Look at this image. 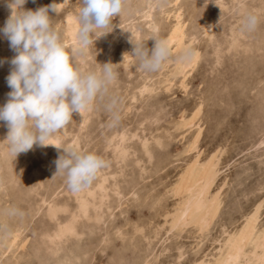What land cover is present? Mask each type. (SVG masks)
Masks as SVG:
<instances>
[{
    "label": "rangeland",
    "instance_id": "1",
    "mask_svg": "<svg viewBox=\"0 0 264 264\" xmlns=\"http://www.w3.org/2000/svg\"><path fill=\"white\" fill-rule=\"evenodd\" d=\"M55 2L56 0H26L22 10L36 11L47 7L53 27L62 33H60L61 39L63 43L65 42V47L67 46L66 50L69 52L73 66L79 67V70L84 72H92L98 71L101 65L111 63L116 73V80L109 86L106 93L94 100L87 110L73 113L70 122L53 134L49 141L51 145L42 147L36 143L30 150L14 156L6 149L8 146L5 140L9 131L7 122L0 121L2 124H0V264H193L197 258L214 251L217 246L214 242L221 237L224 227L233 228L234 224L240 222L256 204L264 202V0H238V2L237 0H148V2L147 0H126L123 11L113 17L112 31L105 35L103 30L94 32L92 35L94 44L77 56L71 52L76 41L70 38V31L72 28L77 29L78 26L76 15L79 0H67V3L63 4ZM7 3L8 0H0V29L4 27L11 15ZM53 3L58 4L56 11L51 8ZM248 15L257 17L258 23L254 30H246L242 26L243 19ZM69 18L74 22L70 23ZM147 20L151 21L148 23ZM178 21L183 30H186H184L185 39L169 52L168 58L158 71L139 70L138 61L130 56L134 51V44H145L150 54L154 47V39L165 40L174 26L179 23ZM70 26L71 28H68ZM202 29L203 32L206 31V34L202 33ZM153 30H156V33ZM7 45L10 46V42L0 32V107L8 102V93L12 91L8 86L7 77L13 68L11 60L17 55ZM186 52L198 53L197 64L200 66L196 64L187 72L184 89L181 85L183 77L174 78L171 74ZM125 64L127 65L124 66ZM2 65L4 69L1 68ZM166 80H170L171 86H166ZM143 90L147 91L143 92ZM148 92L153 93L149 95ZM113 101H115L114 104ZM132 102H135V105L131 104ZM110 104L111 107H109ZM199 108L201 113L197 128L195 126L192 129L181 130L183 133L176 129L178 122L189 119ZM150 123H153L151 127ZM198 132L200 135L197 149L188 153V156L183 154L184 149ZM189 133L191 135H188ZM144 142H148V146ZM157 146L160 150L158 153L154 148ZM70 148L96 154L103 160L106 159L104 161L107 163V166L98 172L92 185L79 192L69 190L65 179L54 174L57 170V159L64 154V150ZM163 150L165 151L161 152ZM148 155L149 160L146 158ZM195 155L200 156L201 161L217 155L220 161L218 167L220 179L217 178L212 192L220 193L221 207L207 232L208 235L206 234L200 240L191 227L183 233L175 231L168 233L169 226L165 222L166 215L176 204V199L171 196L169 189L176 183L178 174L195 159ZM136 165H139L140 171ZM103 179L106 183L104 182V190L100 192L98 187L100 183H103ZM144 183L145 185H142ZM89 193L95 197L90 196ZM87 196L88 199H86ZM131 197L134 201L130 200ZM80 199L87 200L90 207L86 216L76 218L79 213ZM102 202L103 204H100ZM106 209L107 212L109 210L108 213ZM52 211L56 215H51ZM152 211L156 215H152ZM153 216L156 220L151 218ZM85 220L86 223H84ZM67 222L75 223L77 233L56 241L55 244L49 241V236H53L60 226ZM93 222L95 224L97 222V227ZM262 222L264 223V210ZM161 225L164 228H161ZM146 229L149 232H146ZM176 235H179V239ZM16 236L18 241L14 242L13 239ZM78 236H81V240ZM203 240L206 241L202 243ZM100 241L102 242L99 243ZM4 242L6 243L3 244ZM9 242L20 243L9 249L7 244ZM117 242L122 243L118 245ZM175 246H179L176 248L177 251H174ZM180 251L184 253V256L178 259ZM3 254L6 256L4 257Z\"/></svg>",
    "mask_w": 264,
    "mask_h": 264
},
{
    "label": "clouds",
    "instance_id": "2",
    "mask_svg": "<svg viewBox=\"0 0 264 264\" xmlns=\"http://www.w3.org/2000/svg\"><path fill=\"white\" fill-rule=\"evenodd\" d=\"M25 2L8 0L11 15L0 29L17 53L7 77L12 91L8 93V102L0 107V121L7 122L9 129L8 150L14 156L30 150L36 143L51 145L53 134L70 122L72 114L87 110L116 79L111 63L92 72L74 67L60 33L52 25L49 9L23 11ZM125 3L126 0H79L72 54H82L94 44V32L103 30V35L111 32L113 17L123 11ZM56 6H51L53 11ZM257 23L255 15H248L242 26L254 30ZM154 41L150 54L145 44H134L130 56L138 61L141 71H158L169 56L168 42ZM106 166L98 155L70 148L57 159L55 175L62 176L71 191L79 192L90 187Z\"/></svg>",
    "mask_w": 264,
    "mask_h": 264
},
{
    "label": "bare ground",
    "instance_id": "3",
    "mask_svg": "<svg viewBox=\"0 0 264 264\" xmlns=\"http://www.w3.org/2000/svg\"><path fill=\"white\" fill-rule=\"evenodd\" d=\"M3 1H5V0H3ZM151 1V0H150ZM204 1V0H203ZM205 1H207V0H205ZM56 2L58 3V4H63V3H67V0H56ZM55 2V3H56ZM147 2H148V0H147ZM157 2V1H156ZM156 2H154L155 4H156ZM172 2V1H171ZM237 2H238V0H237ZM154 3H153V5H154ZM236 3V2H235ZM245 3V2H244ZM8 4V3H7ZM54 4V3H53ZM57 4V5H58ZM152 4V3H151ZM207 4V3H206ZM239 4V3H238ZM248 4V3H247ZM237 5V4H236ZM252 5V4H251ZM264 5V4H263ZM5 6H7V5H5ZM26 6V5H25ZM60 6V5H59ZM66 6V5H65ZM164 6V5H163ZM211 6V5H210ZM209 6V7H210ZM243 6V5H242ZM246 6V5H245ZM253 6V5H252ZM1 7V6H0ZM27 7V6H26ZM143 7V6H142ZM208 7V8H209ZM221 7V6H220ZM247 7V6H246ZM254 7V6H253ZM252 7V8H253ZM7 8V7H6ZM58 8H61V7H58ZM156 8V7H155ZM241 8V7H240ZM251 8V9H252ZM28 9V8H27ZM57 9V8H56ZM182 9V8H181ZM220 9H223V8H220ZM233 9V8H232ZM236 9V8H235ZM244 9V8H243ZM250 9V10H251ZM258 9H260V8H258ZM11 10V9H10ZM231 10V9H230ZM262 10V9H261ZM161 11V10H160ZM238 11V10H237ZM239 11H240V9H239ZM245 11V10H244ZM176 12V11H175ZM252 13H253V11H251ZM259 12V11H258ZM261 12H263V11H261ZM70 13V12H69ZM233 13V12H232ZM230 14V13H229ZM4 15H5V13H4ZM3 15V16H4ZM136 15V14H135ZM146 15H147V13H146ZM149 15V14H148ZM151 15V14H150ZM169 16H171V15H169ZM238 16V15H237ZM65 17H67V16H65ZM64 17V18H65ZM71 17V16H70ZM178 17H179V15H178ZM124 18V17H123ZM214 18V17H213ZM178 19H180V18H178ZM232 19V18H231ZM263 19V18H262ZM75 20V19H74ZM177 20V19H176ZM239 20V19H238ZM139 21V20H138ZM148 21V20H147ZM149 21H151V20H149ZM149 21H148V23H149ZM168 21V20H167ZM167 21H166V23H167ZM234 21V20H233ZM262 21V20H261ZM65 22V21H64ZM67 22V21H66ZM69 22L71 23V22H74V21H72V19H70L69 18ZM130 22H132V21H130ZM141 23H142V21H140ZM179 22V21H178ZM118 23V22H117ZM135 23H137V22H135ZM239 23H241V22H239ZM66 24H68V23H66ZM127 24V23H126ZM151 24V23H150ZM153 24V23H152ZM183 24V23H182ZM235 24V23H234ZM4 25V24H3ZM148 25V24H147ZM5 26V25H4ZM77 26V25H76ZM117 26V25H116ZM133 26V25H132ZM154 26V25H153ZM166 26V25H165ZM174 26V25H173ZM206 26V25H205ZM231 26H233V25H231ZM134 27V26H133ZM202 27V26H201ZM204 27V26H203ZM210 27V26H209ZM241 27V26H240ZM63 28V27H62ZM66 28H67V26H66ZM68 28H71V26L70 27H68ZM77 28H78V26H77ZM129 28V27H128ZM150 28V27H149ZM200 28V27H199ZM235 28V27H234ZM237 28H239V27H237ZM73 29V30H72ZM71 29V31H70V38H72L73 39V41H76V33H77V29L76 28H72ZM148 29V28H147ZM210 29V28H209ZM233 29V28H232ZM236 29V28H235ZM68 30V29H67ZM115 30V29H114ZM152 30V29H151ZM185 30V29H184ZM184 30H183V28H182V26H181V23L179 22L176 26H174V28L171 30V32L169 33V35H168V37L165 39L167 42H168V45H169V50L170 51H172V50H174L176 47H178V45L185 39V33H184ZM225 30V29H224ZM244 30V29H243ZM129 31V30H128ZM154 32L156 31V30H153ZM152 31V32H153ZM169 31H170V29H169ZM168 31V32H169ZM186 31V30H185ZM210 31V30H209ZM209 31H208V33H209ZM215 31V30H214ZM227 31V30H226ZM229 31V30H228ZM63 32V31H62ZM136 32V31H135ZM206 32V31H205ZM205 32H203V29H202V33H205ZM237 32V31H236ZM247 32V31H246ZM264 32V31H263ZM61 33V32H60ZM123 33H124V31H123ZM131 33H133V32H131ZM138 33V32H137ZM156 33V32H155ZM62 34V33H61ZM114 34V33H113ZM206 34V33H205ZM232 34V33H231ZM122 35V34H121ZM132 35V34H131ZM215 35V34H214ZM3 36V35H2ZM66 36V35H65ZM94 36H95V34H94ZM113 36V35H112ZM138 36V35H137ZM204 36V35H203ZM225 36V35H224ZM230 36V35H229ZM233 36V35H232ZM239 36V35H238ZM115 37V36H114ZM122 37V36H121ZM120 37V38H121ZM125 37V36H124ZM133 37V36H132ZM241 37V36H240ZM100 39H101V37H99ZM119 38V37H118ZM119 38V39H120ZM159 38V37H158ZM210 38V37H209ZM123 39H125V38H123ZM234 39V38H233ZM252 39V38H251ZM3 40V39H2ZM66 41H68V40H66ZM149 41H151V40H149ZM191 41H192V39H191ZM195 41V40H194ZM232 41V40H231ZM230 41V42H231ZM70 43H71V41H69ZM128 42V41H127ZM136 42V41H135ZM222 42V41H221ZM236 42H238V40L236 41ZM65 43V42H64ZM99 43H101V42H99ZM124 43V42H123ZM199 43H201V42H199ZM246 43V42H245ZM110 44H112V43H110ZM125 44V43H124ZM155 44V43H154ZM210 44H211V42H210ZM224 44H226V43H224ZM249 44V43H248ZM9 45V44H8ZM7 45V46H8ZM73 45V44H72ZM75 45V44H74ZM102 45V44H101ZM106 45V44H105ZM114 45V44H113ZM126 45V44H125ZM255 45V44H254ZM2 46V45H1ZM4 46V45H3ZM129 46V45H128ZM8 47H10V46H8ZM67 47V46H66ZM193 47V46H192ZM191 47V48H192ZM199 47V46H198ZM1 48V47H0ZM3 48V47H2ZM5 48V47H4ZM108 48V47H107ZM123 48V47H122ZM125 48V47H124ZM123 48V49H124ZM207 48V47H206ZM237 48V47H236ZM250 48V47H249ZM252 48V47H251ZM68 49V48H67ZM131 49V48H130ZM5 50H6V48H5ZM8 50V49H7ZM121 50V49H120ZM133 50V49H132ZM195 50V49H194ZM218 50V49H217ZM225 50V49H224ZM232 50H235V49H233L232 48ZM237 50H238V48H237ZM237 50H235V51H237ZM4 51V50H3ZM86 51V50H85ZM107 51V50H106ZM123 51V50H122ZM229 51V50H228ZM5 52H7V51H5ZM4 52V53H5ZM11 52V51H10ZM72 52V51H71ZM109 52V51H108ZM202 52V51H201ZM8 53V52H7ZM12 53V52H11ZM10 53V54H11ZM121 53H123V52H121ZM128 53V52H127ZM204 53V52H203ZM246 53V52H245ZM253 53V52H252ZM10 54H8V55H10ZM13 54V53H12ZM15 54H17V53H15ZM85 54V53H84ZM124 54V53H123ZM201 54V53H200ZM206 54V53H205ZM2 55H3V53H2ZM86 55V54H85ZM207 55V54H206ZM12 56V55H11ZM77 56V55H76ZM129 56V55H128ZM229 56V55H228ZM6 57V56H5ZM11 58V57H10ZM77 58V57H76ZM102 59H103V57H101ZM108 58V57H107ZM250 58V57H249ZM84 59V58H83ZM89 59V58H88ZM111 59H112V57H111ZM122 60V59H121ZM198 60H199V55H198V53H189V52H186V54L184 55V57L182 58V60L176 65V68L172 71V76H174V78L175 77H179V76H182L183 77V81H182V87L185 89L186 88V86H185V83H184V79L187 77L186 76V74H187V72L188 71H190V69H193L194 68V66L197 64V62H198ZM204 60V59H203ZM208 60V59H207ZM77 61H78V59H77ZM89 61V60H88ZM94 61V60H93ZM128 61H129V59H128ZM206 61V60H205ZM84 62V61H83ZM122 62H123V60H122ZM170 62V61H169ZM168 62V63H169ZM209 62V61H208ZM211 62V61H210ZM73 64V63H72ZM75 64V63H74ZM83 64H85V63H83ZM128 64V63H127ZM127 64H125L124 66H126ZM216 64H218V62H216ZM11 65V64H10ZM79 65V64H78ZM171 65V64H170ZM198 65V64H197ZM215 65V64H214ZM5 66V65H4ZM9 66V65H8ZM102 66V65H101ZM134 66V65H133ZM198 66H200V65H198ZM3 67V65L1 66V68ZM128 67V66H127ZM214 67V66H213ZM5 67H3L2 69H4ZM95 68V67H94ZM165 68V67H164ZM199 68V67H198ZM209 68V67H208ZM215 68V67H214ZM8 69V68H7ZM7 69H6V71H7ZM78 69H79V67H78ZM84 69V68H83ZM196 70H197V68H196ZM86 71V70H85ZM88 71V70H87ZM129 71V70H128ZM139 71V70H138ZM8 72V71H7ZM126 72H127V69H126ZM135 73V72H134ZM191 74H192V72H191ZM197 74V73H196ZM195 74V75H196ZM213 74V73H212ZM170 75V74H169ZM168 75V76H169ZM6 76V75H5ZM4 76V77H5ZM189 76V75H188ZM215 76V75H214ZM130 77V76H129ZM133 77V76H132ZM194 77V76H193ZM211 78H212V76H210ZM163 78V77H162ZM166 78V77H165ZM176 78V79H177ZM6 80V79H5ZM116 80V79H115ZM141 80V79H140ZM146 81H148L147 79H145ZM150 80V79H149ZM157 80V79H156ZM162 82L164 81V80H161ZM143 82V81H142ZM166 82V86H171V82H170V80H166L165 81ZM176 82V81H175ZM186 82V81H185ZM144 83V82H143ZM148 84V83H147ZM158 84H160V83H158ZM172 84H173V82H172ZM161 85V84H160ZM115 87V86H114ZM143 87V86H142ZM145 87H147V86H145ZM156 87V86H155ZM162 87H163V85H162ZM144 88V87H143ZM169 88V87H168ZM115 89H117V88H115ZM174 89H175V87H174ZM217 89V88H216ZM118 90V89H117ZM148 90V89H147ZM147 90H143V92H145V91H147ZM153 90V89H152ZM173 90V89H172ZM177 90V89H176ZM142 91V90H141ZM140 91V92H141ZM179 91V90H178ZM180 92V91H179ZM184 92V91H183ZM182 92V94H184ZM139 93V92H138ZM149 93V92H148ZM153 92H151V93H149V95L150 94H152ZM181 93V92H180ZM215 93V92H214ZM6 94V93H5ZM181 94V95H182ZM212 94V93H211ZM7 95V94H6ZM215 95V94H214ZM146 96H148V95H146ZM143 97H144V95H143ZM221 97V96H220ZM223 97V96H222ZM133 98V97H132ZM149 98V97H148ZM134 101H135V99H133ZM145 100V99H144ZM136 102V101H135ZM135 102H132L131 104H134ZM201 102V101H200ZM2 104V103H1ZM135 105V104H134ZM1 106V105H0ZM142 107V106H141ZM197 107H199V106H197ZM225 107H227V106H225ZM196 108V107H195ZM224 109V108H223ZM213 112V111H212ZM74 113H76V112H74ZM200 113H201V110H200V108L199 109H197L194 113H193V115L189 118V119H184L182 122H178L177 123V126H176V129L177 130H179L180 132H182L181 130H185V129H192L193 127H195L196 125H197V123H198V120H199V116H200ZM214 113V112H213ZM84 114V113H83ZM191 114V113H190ZM86 115V114H85ZM80 116V115H79ZM88 116V115H87ZM188 117V116H187ZM78 118V117H77ZM80 118V117H79ZM139 118H140V116H139ZM147 118V117H146ZM89 119V118H88ZM141 119V118H140ZM206 119V118H205ZM209 119V118H208ZM214 119V118H213ZM80 120V119H79ZM142 120V119H141ZM78 121V120H77ZM84 121V120H83ZM160 123V122H159ZM1 124V123H0ZM144 124V123H143ZM149 124V123H148ZM151 124V123H150ZM153 124V123H152ZM152 124L150 125V127L152 126ZM156 124V123H155ZM158 124V123H157ZM2 125V124H1ZM7 126V125H6ZM158 126H159V124H158ZM200 127H201V125H199ZM155 127H156V125H155ZM86 128V127H85ZM140 128V127H139ZM196 128H197V126H196ZM75 129V128H74ZM87 129V128H86ZM150 129V128H149ZM155 129V128H154ZM220 129V128H219ZM78 130V129H77ZM225 130V129H224ZM6 131V130H5ZM114 131V130H113ZM142 131V130H141ZM178 131V132H179ZM188 131V130H187ZM190 131V130H189ZM206 131V130H205ZM204 131V132H205ZM79 132V131H78ZM110 132V131H109ZM203 132V131H202ZM203 132V133H204ZM5 133V132H4ZM142 133H144V132H142ZM164 133V132H163ZM183 133V132H182ZM78 134V133H77ZM82 134V133H81ZM109 134H111V133H109ZM124 134V133H123ZM138 134V133H137ZM174 134V133H173ZM157 135V134H156ZM170 135V134H169ZM180 135V134H179ZM188 135H191L190 133L188 134ZM199 135H200V132H198L197 133V135L194 137V139H193V141L184 149V151H183V154H187V156H188V153H190V152H192V151H194V150H196L197 149V144H198V139H199ZM230 135V134H229ZM228 135V136H229ZM7 136V135H6ZM80 136V135H79ZM118 136V135H117ZM166 136V135H165ZM177 136V135H176ZM81 137V136H80ZM127 137V136H126ZM169 137V136H168ZM4 138V137H3ZM125 138V137H124ZM138 138V137H137ZM143 138V137H142ZM163 138V137H162ZM172 138V137H171ZM170 138V139H171ZM120 139V138H119ZM121 139L123 140V137H121ZM128 139V138H127ZM132 139V138H131ZM144 139V138H143ZM164 139V138H163ZM163 139H162V141H163ZM173 139H175V138H173ZM183 139V138H182ZM5 140V139H4ZM71 140V139H70ZM122 140H120V142H122ZM142 140V139H141ZM151 140V139H150ZM207 140V139H206ZM230 140V139H229ZM6 141V140H5ZM80 141V140H79ZM111 141V140H110ZM124 141V140H123ZM133 141V140H132ZM147 141V140H146ZM153 141V140H152ZM191 141V140H190ZM223 141V140H222ZM56 142V141H55ZM77 142V141H76ZM112 142V141H111ZM130 142V141H129ZM158 142V141H157ZM167 142V141H166ZM169 142V141H168ZM4 143H6V142H4ZM113 143V142H112ZM138 144H140L139 142H137ZM145 143V142H144ZM148 143V142H147ZM147 143H145V144H147ZM160 143V142H159ZM158 143V144H159ZM187 143V142H186ZM226 143H227V141H226ZM229 143V142H228ZM260 143H261V141H260ZM259 143V144H260ZM51 144V143H50ZM80 144H81V142H80ZM110 144V143H109ZM151 144H154V143H151ZM158 144H156V145H158ZM171 144V143H170ZM202 144H203V142H202ZM206 144V143H205ZM210 144H211V142H210ZM218 144V143H217ZM6 145V144H5ZM125 145V144H124ZM101 146V145H100ZM141 146H142V144H141ZM140 146V147H141ZM147 146H148V144H147ZM263 146V145H262ZM43 147V146H42ZM68 147V146H67ZM70 147H72V146H70ZM79 147V146H78ZM108 147V146H107ZM110 147V146H109ZM153 147V146H152ZM158 147V146H157ZM157 147H154V148H156V151H157V153H158V150H159V147L157 148ZM167 147V146H166ZM213 147V146H212ZM226 147H227V145H226ZM117 148H118V146H117ZM124 148V147H123ZM150 148V147H149ZM6 149H8V148H6ZM76 149V148H75ZM95 149V148H94ZM221 149V148H220ZM224 149V148H223ZM54 150H56V149H54ZM60 150V149H59ZM107 150V149H106ZM127 150V149H126ZM225 150H226V148H225ZM6 151V150H5ZM39 151H41V150H39ZM38 151V152H39ZM50 151V150H49ZM52 151V150H51ZM96 151V150H95ZM160 151V150H159ZM165 150H163V151H161V152H164ZM212 151V150H211ZM8 152V151H7ZM129 152V151H128ZM143 152H146V151H143ZM142 152V153H143ZM196 153V152H195ZM214 153H216V152H214ZM134 154H136L135 152H134ZM194 154V153H193ZM217 154V153H216ZM233 154V153H232ZM133 155V154H132ZM197 155H198V153H197ZM203 155V154H202ZM38 156V155H37ZM111 156V155H110ZM126 156V155H125ZM143 156V158H145L144 156V154L142 155ZM196 156V155H195ZM221 156V155H220ZM223 156V155H222ZM44 157V156H43ZM113 157V156H112ZM120 157V156H119ZM130 157V156H129ZM148 157H149V155L146 157L147 159H148ZM207 157V156H206ZM121 158V157H120ZM132 158V157H131ZM241 158V157H240ZM114 159V158H113ZM135 159V158H134ZM166 159H168V158H166ZM203 159V158H202ZM204 159H205V157H204ZM44 160V159H43ZM104 160H106V159H104ZM146 160V159H145ZM149 160V159H148ZM148 160H147V163H148ZM221 160V159H220ZM223 160V159H222ZM134 161V160H133ZM151 161V160H150ZM236 161V160H235ZM119 162H120V160H119ZM141 162V161H140ZM49 163H51V162H49ZM237 163V162H236ZM48 164V163H47ZM52 164V163H51ZM107 164V163H106ZM41 165V164H40ZM49 165V164H48ZM148 165H150V163L148 164ZM173 165V164H172ZM175 165V164H174ZM219 165H220V161H219V159H218V157H217V155H214V156H212L211 158H208L207 160H205V161H201V159H200V156H196L195 157V159H193L190 163H188L187 164V166H186V168L184 169V170H182L179 174H178V177H177V180H176V183L174 184V185H172L171 187H170V189H169V193L171 194V196L174 198V199H176V204L174 205V208L172 209V211H170L167 215H166V217H165V219H166V224L169 226L168 227V233L169 232H179V233H183L187 228H189V227H191V228H193L194 230H195V233L199 236V240L200 239H203L204 238V236L207 234V232L210 230V228H211V226L213 225V223H214V221H215V219H216V217H217V215H218V212H219V210H220V207H221V196H220V193L219 192H217V193H213L212 192V189H213V186H214V184H215V182H217L216 180H217V178H219L218 176H219V173H220V170L218 169V167H219ZM234 165V164H233ZM238 165V164H237ZM116 166V165H115ZM120 166V165H119ZM137 166V169H138V167H139V165H136ZM144 166V165H143ZM45 167V166H44ZM50 167V166H49ZM48 167V168H49ZM123 167V166H122ZM126 167V166H125ZM149 167V166H148ZM235 167V166H234ZM41 168L42 169H44L42 166H41ZM144 168V167H143ZM163 168V167H162ZM169 168V167H168ZM168 168H166V169H168ZM227 168H228V166H227ZM231 168V167H230ZM121 169V168H120ZM127 169V168H126ZM118 170V169H117ZM139 170V169H138ZM228 170V169H227ZM48 171V170H47ZM46 171V172H47ZM140 171V170H139ZM148 171V170H147ZM37 172V171H36ZM39 172V171H38ZM45 172V171H44ZM150 172V171H149ZM225 172V171H224ZM230 172V171H229ZM232 172V171H231ZM40 173V172H39ZM120 173V172H119ZM141 173V172H140ZM147 173V172H146ZM33 174V173H32ZM38 174V173H37ZM45 174V173H44ZM55 174V173H54ZM144 174V173H143ZM150 174V173H149ZM148 174V175H149ZM226 174V173H225ZM228 174V173H227ZM39 175V174H38ZM41 175V174H40ZM39 175V176H40ZM45 175H47V174H45ZM121 175V174H120ZM221 175V174H220ZM122 176V175H121ZM146 176V175H145ZM144 176V177H145ZM35 177V176H34ZM143 177V178H144ZM221 177V176H220ZM45 178V177H44ZM139 179V178H138ZM137 179V180H138ZM140 179H141V177H140ZM139 179V180H140ZM149 179V178H148ZM220 179V178H219ZM99 180H101V178L99 179ZM104 180V179H103ZM37 181V180H36ZM110 181H112V180H110ZM150 181V180H149ZM228 181V180H227ZM48 182V181H47ZM96 182V181H95ZM103 183H100V185H99V189H100V192H102L103 190H104V182H105V180L104 181H102ZM113 182V181H112ZM137 182V181H136ZM139 182V181H138ZM148 182V181H147ZM226 182V181H225ZM225 182H224V184H225ZM106 183V182H105ZM140 183V182H139ZM142 183H143V181H142ZM146 183V182H145ZM145 183L144 184H142V185H145ZM219 184V183H218ZM36 185H37V183H36ZM65 185V184H64ZM232 185V184H231ZM39 186V185H38ZM140 186V185H139ZM217 186V185H216ZM224 186V185H223ZM40 187V186H39ZM35 188V187H34ZM37 188V187H36ZM63 188H64V186H63ZM97 188V189H98ZM130 188H132V187H130ZM223 188V187H222ZM227 188V187H226ZM262 188V187H261ZM60 189V188H59ZM139 189V188H138ZM63 190V189H62ZM70 190V189H69ZM116 190V189H115ZM262 190V189H261ZM113 191V190H112ZM117 191V190H116ZM130 191V190H129ZM214 191H215V188H214ZM221 191V190H220ZM55 192V191H54ZM262 192H263V190H262ZM28 193V192H27ZM104 193V192H103ZM119 193H120V191H119ZM135 193V192H134ZM163 193H165V192H163ZM68 194V193H67ZM78 194V193H77ZM84 194V193H83ZM110 194V193H109ZM116 194V193H115ZM79 195V194H78ZM85 195V194H84ZM89 195L90 196H94L92 193H89ZM250 195V194H249ZM113 196H115V195H113ZM167 196V195H166ZM169 196V195H168ZM86 197V196H85ZM95 197V196H94ZM108 197V196H107ZM106 197V198H107ZM129 198H130V196H128ZM133 197V196H132ZM131 197V198H132ZM165 197V196H164ZM251 197V196H250ZM249 197V198H250ZM98 198V197H97ZM127 198V197H126ZM155 198V197H154ZM167 198V197H166ZM264 198V197H263ZM74 199V198H73ZM86 199H88V196H87V198ZM137 199V198H136ZM162 199V198H161ZM165 199V198H164ZM174 199H173V201H174ZM111 200V199H110ZM130 200H133V198L132 199H130ZM144 200V199H143ZM155 200V199H154ZM263 200V199H262ZM75 201V200H74ZM105 201H107V200H105ZM134 201V200H133ZM120 202V201H119ZM77 202H75V204H76ZM118 203V202H117ZM126 203V202H125ZM138 203V202H137ZM162 203V202H161ZM160 203V205H162ZM170 203V202H169ZM174 203V202H173ZM172 203V204H173ZM79 204V203H78ZM78 204H77V206H78ZM100 204H103V202L102 203H100ZM131 204H132V202H131ZM154 204V203H153ZM171 204V205H172ZM42 205V204H41ZM98 205V204H97ZM107 205V204H106ZM124 205V204H123ZM156 205V204H155ZM158 205V204H157ZM111 206V205H110ZM122 206V205H121ZM124 206H126V205H124ZM166 206H167V204H166ZM170 206V205H169ZM34 207H35V205H34ZM89 207L90 206H88V201L87 200H85V199H80V205H79V213H78V215L76 216V218H78V217H81V216H86L87 215V213H88V210H89ZM103 207V206H102ZM101 207V208H102ZM160 207V206H159ZM37 208V207H36ZM105 208V207H104ZM157 208H158V206H157ZM171 208V207H170ZM40 209V208H39ZM66 209V208H65ZM91 209H92V207H91ZM100 209V208H99ZM153 209V208H152ZM151 209V210H152ZM41 210V209H40ZM97 210V209H96ZM104 210V209H103ZM160 210V209H159ZM263 210H264V202L262 201V202H259L258 204H256L254 207H253V209L249 212V213H247V214H245L243 217H242V220H240V219H238V220H240V222H237V223H235L234 224V227L230 230L229 228H226V227H224V229H223V231H222V229H221V231L223 232L222 233V235H221V237L219 238V236H217L219 239H217V240H215V242H214V244H215V246H216V244H217V246L215 247V249H214V251L212 252V253H209V254H205L203 257H199V259L197 258V260L193 263V264H264V223L262 222V216H263ZM117 211V210H116ZM108 212H109V210H108ZM107 212V209H106V213H108ZM158 212V211H157ZM90 213V212H89ZM152 213H153V211H152ZM161 214L160 215H162V212H160ZM165 213V212H164ZM92 214V213H91ZM51 215H56L53 211H52V213H51ZM72 215V214H71ZM101 215H102V213H101ZM108 215V214H107ZM152 215H156V214H152ZM164 215V214H163ZM74 216V215H73ZM165 216V215H164ZM51 217V216H50ZM95 217V216H94ZM101 217V216H100ZM85 218V217H84ZM103 218V217H102ZM152 219L154 218V216L153 217H151ZM156 218V217H155ZM153 219V220H156V219ZM159 218H161V216H159ZM51 219H53V218H51ZM55 219V218H54ZM110 219H112L111 217H110ZM163 219V218H162ZM165 219H163V220H165ZM81 220H82V218H81ZM141 220V219H140ZM144 220V219H143ZM151 220V219H150ZM149 220V221H150ZM99 221H101V220H99ZM136 221H138V220H136ZM135 222V221H134ZM154 223H156V221H153ZM223 222V221H222ZM18 223V222H17ZM25 223V222H24ZM84 223H86V220H85V222ZM94 223V225L96 226L97 225V222H96V224H95V222H93ZM100 223V222H99ZM151 223V222H150ZM154 223H152V224H154ZM16 224V223H15ZM74 222H70V223H68L67 222V224H65V225H62V226H60V228L58 229V231H56L55 233H54V235L53 236H49L50 237V240L49 241H51V242H53L54 244H55V242L56 241H60V240H63V238L65 239V237H67V236H69V235H74V234H76L77 233V230H76V228H75V226H74ZM89 224V223H88ZM104 224V223H103ZM138 224V223H137ZM159 224H161V223H159ZM163 224H165V223H163ZM162 224V225H163ZM56 225V224H55ZM99 225V224H98ZM145 225V224H144ZM149 225V224H148ZM161 225V226H162ZM229 225V224H228ZM27 226H28V224H27ZM164 226H166V225H164ZM224 226V225H223ZM57 227H58V225H57ZM82 227V226H81ZM97 227V226H96ZM147 227V226H146ZM159 227H160V225H159ZM2 228V227H1ZM133 228V227H132ZM135 228V227H134ZM152 228H154V226H152ZM157 228H158V226H157ZM161 228H164L163 226L161 227ZM105 229V228H104ZM155 229V228H154ZM153 229V230H154ZM117 230V229H116ZM126 230V229H125ZM131 230V229H130ZM152 230V229H151ZM166 230V229H165ZM6 231V230H5ZM24 231V230H23ZM89 231V230H88ZM93 231V230H92ZM120 231V230H119ZM134 231H136V230H134ZM141 231V230H140ZM215 231H216V229H215ZM219 231H220V229H219ZM95 232H97V231H95ZM104 232V231H103ZM118 232V231H117ZM146 232H149V231H147V229H146ZM145 232V233H146ZM192 232V231H191ZM16 233V232H15ZM24 233V232H23ZM133 233V232H132ZM136 233V232H135ZM152 233V232H151ZM167 233V234H168ZM186 233H188V232H186ZM185 233V234H186ZM218 233V232H217ZM216 233V235H218ZM4 234V233H3ZM94 234V233H93ZM92 234V235H93ZM121 234V233H120ZM143 234V233H142ZM192 234V233H191ZM212 234V235H211ZM210 235L212 236V237H214L213 236V233H211ZM117 235V234H116ZM153 235V234H152ZM156 235V234H155ZM166 235V234H165ZM170 235H171V233H170ZM194 235V234H193ZM208 235V234H207ZM214 235H215V233H214ZM8 236H10V234L8 235ZM8 236H7V238H8ZM107 236V235H106ZM142 236V235H141ZM167 236V235H166ZM165 236V237H166ZM177 236V235H176ZM187 236H188V234H187ZM186 236V237H187ZM196 236V235H195ZM5 237H6V235H5ZM20 237V236H19ZM23 237V236H22ZM21 237V238H22ZM73 237H75V236H73ZM79 237V236H78ZM81 237V236H80ZM79 237V238H80ZM102 237V236H101ZM105 237V236H104ZM110 237V236H109ZM115 238H116V236H114ZM120 237H121V235H120ZM120 237H117V238H120ZM135 237V236H134ZM150 237V236H149ZM153 237H155L154 235H153ZM163 237H164V235H163ZM163 237H162V240H163ZM173 237V236H172ZM178 237V239H179V235L177 236ZM176 237V238H177ZM180 237H181V235H180ZM207 237V236H206ZM24 238V237H23ZM136 238H137V236H136ZM141 238V237H140ZM191 238V237H190ZM18 238H17V236L13 239V241L14 242H16V241H18L17 240ZM69 239V238H68ZM78 239V238H77ZM107 239V238H106ZM114 239V238H113ZM139 239V238H138ZM206 239V238H205ZM212 239V238H211ZM8 240V239H7ZM79 240V239H78ZM80 240H81V238H80ZM103 240V239H102ZM110 240V239H109ZM121 240V239H120ZM119 240V241H120ZM153 240V239H152ZM165 240H166V238H165ZM170 240V239H169ZM168 240V241H169ZM1 241V240H0ZM10 241V240H9ZM76 241V240H75ZM107 241V240H106ZM131 241V240H130ZM140 241V240H139ZM167 241V240H166ZM181 241V240H180ZM204 241H206V240H203L202 241V243H204ZM11 242V241H10ZM7 243L8 245H9V249L10 248H13V246L15 245V244H18L19 245V243L20 242H18V243H15L14 244V242H12V243ZM22 242V241H21ZM102 241H100L99 243H101ZM142 242H144L143 240H142ZM155 242V241H154ZM174 242V241H173ZM176 242H178V241H176ZM183 242V241H182ZM185 242H187V241H185ZM199 242V241H198ZM6 242H4L3 244H5ZM24 243V242H23ZM58 243V242H57ZM118 243H122V242H117V244ZM145 243V242H144ZM150 243V242H149ZM161 243H162V241H161ZM167 243V242H166ZM193 243V242H192ZM200 243V242H199ZM2 244V245H3ZM130 244V243H129ZM159 244H160V241H159ZM163 244H165V243H163ZM21 245V244H20ZM49 245V244H48ZM67 245V244H66ZM101 245V244H100ZM104 245V244H103ZM119 245V244H118ZM146 245H147V242H146ZM177 245H179V244H177ZM191 245V244H190ZM213 245V244H212ZM5 246V245H4ZM51 246L52 247H54L53 246V244H51ZM59 246V245H58ZM63 246V245H62ZM157 246H158V244H157ZM195 246V245H194ZM209 246H211L210 245V243H209ZM39 247V246H38ZM47 247V246H46ZM104 247V246H103ZM163 247V246H162ZM177 247H179V246H175V249H174V251L176 250V248ZM213 247V246H212ZM19 248V247H18ZM120 248V247H119ZM131 248V247H130ZM145 248H147V247H145ZM161 248V247H160ZM196 248V247H195ZM211 248V247H210ZM2 249V248H1ZM8 249V250H9ZM49 249H50V247H49ZM55 249H57V248H55ZM132 249V248H131ZM141 249V248H140ZM164 249V248H163ZM191 249V248H190ZM193 249V248H192ZM61 250V249H60ZM59 250V251H60ZM102 250V249H101ZM120 250H121V248H120ZM148 250H150V249H148ZM167 250V249H166ZM180 250H181V248H180ZM19 251V250H18ZM55 251V250H54ZM133 251V250H132ZM177 251V250H176ZM197 251V250H196ZM195 251V252H196ZM16 252H17V250H16ZM73 252V251H72ZM161 252V251H160ZM165 252V251H164ZM2 253V252H1ZM58 253H60V252H58ZM145 253H147V251L145 252ZM154 253V252H153ZM206 253V252H205ZM7 254V253H6ZM47 254V253H46ZM51 254V253H50ZM166 254V253H165ZM169 254H171V253H169ZM179 255H178V259H181V258H183V256H184V253L182 252V251H180L179 253H178ZM197 254V253H196ZM199 254V253H198ZM4 255V254H3ZM43 256H44V254H42ZM48 255V254H47ZM155 255V254H154ZM6 255H4V257H5ZM54 256V255H53ZM69 256H70V254H69ZM128 256V255H127ZM131 256V255H130ZM145 256V255H144ZM153 256V255H152ZM151 256V257H152ZM150 257V258H151ZM3 258V257H2ZM114 258V257H113ZM156 258H158V257H156ZM155 258V259H156ZM177 258V257H176ZM186 258V257H185ZM194 258V257H193ZM1 259V258H0ZM4 259V258H3ZM145 259V258H144ZM160 259H161V256H160ZM163 259H165V258H163ZM65 260H66V258H65ZM64 260V261H65ZM116 260V259H115ZM195 260V259H194ZM193 260V261H194ZM1 261V260H0ZM114 261V260H113ZM175 261V260H174ZM180 261V260H179ZM178 261V262H179ZM5 262V261H4ZM15 262H16V260H15ZM157 262V261H156ZM161 262V261H160ZM184 262V261H183ZM154 263H155V261H154ZM180 263V262H179ZM186 263V262H185ZM117 264V263H116ZM121 264V263H120ZM168 264V263H167Z\"/></svg>",
    "mask_w": 264,
    "mask_h": 264
}]
</instances>
